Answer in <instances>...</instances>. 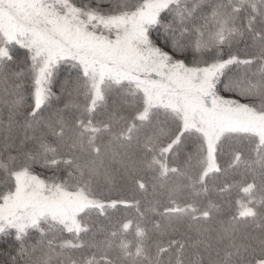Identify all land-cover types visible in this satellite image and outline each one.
I'll return each instance as SVG.
<instances>
[{"label": "snow or ice", "instance_id": "6c2138e0", "mask_svg": "<svg viewBox=\"0 0 264 264\" xmlns=\"http://www.w3.org/2000/svg\"><path fill=\"white\" fill-rule=\"evenodd\" d=\"M0 264H264V0H0Z\"/></svg>", "mask_w": 264, "mask_h": 264}, {"label": "rangeland", "instance_id": "374dc122", "mask_svg": "<svg viewBox=\"0 0 264 264\" xmlns=\"http://www.w3.org/2000/svg\"><path fill=\"white\" fill-rule=\"evenodd\" d=\"M38 171H39V169H38Z\"/></svg>", "mask_w": 264, "mask_h": 264}]
</instances>
